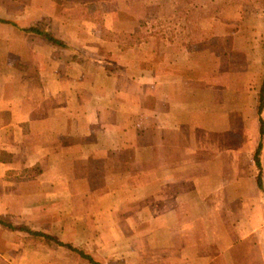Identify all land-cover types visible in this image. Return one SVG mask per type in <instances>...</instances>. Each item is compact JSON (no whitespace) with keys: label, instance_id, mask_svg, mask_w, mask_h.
Masks as SVG:
<instances>
[{"label":"crops","instance_id":"obj_1","mask_svg":"<svg viewBox=\"0 0 264 264\" xmlns=\"http://www.w3.org/2000/svg\"><path fill=\"white\" fill-rule=\"evenodd\" d=\"M147 16L144 0H0V264H87L27 230L100 264H264L256 107L229 113L237 78L210 85L176 34L119 47L96 22L129 34Z\"/></svg>","mask_w":264,"mask_h":264},{"label":"rangeland","instance_id":"obj_2","mask_svg":"<svg viewBox=\"0 0 264 264\" xmlns=\"http://www.w3.org/2000/svg\"><path fill=\"white\" fill-rule=\"evenodd\" d=\"M144 2L148 14L145 19V31L160 32L166 37H174L176 34L175 43L183 42L182 44H186L189 48L201 50V54L194 53L196 55L192 63L199 67L203 64L205 70L197 73L208 76L210 85L224 83L228 73H233V80L237 78L238 86L230 88V92L225 93L224 104L226 108L228 107L229 113L234 110L233 107L236 104L240 105V114L252 106H255L257 110V96L260 90L257 82L261 83L264 78V55L262 53L264 0H144ZM213 19L236 21L231 25L235 26L234 30L238 33L229 38L217 37L220 35L215 34L222 30L220 24L222 22L212 24ZM203 22L206 27L201 24ZM128 29L132 27L128 26ZM205 32L208 35L207 40L204 39L205 34L201 35ZM190 33H194L191 39L193 44L189 43V39L186 38V35ZM204 49L208 51V56L204 55ZM237 100H239L238 103ZM226 115L224 125L229 126V123L234 126L239 125V121L236 118L233 119V115H229V118L227 113ZM262 116L264 122V109ZM239 126L249 127V124L241 119ZM69 253L77 256L70 251Z\"/></svg>","mask_w":264,"mask_h":264},{"label":"trees","instance_id":"obj_3","mask_svg":"<svg viewBox=\"0 0 264 264\" xmlns=\"http://www.w3.org/2000/svg\"><path fill=\"white\" fill-rule=\"evenodd\" d=\"M83 9L88 10V12L86 14H84L85 18H89V17L92 18L93 13H95L97 16L100 15L98 8H95V6H93V5L86 6V7L82 8V11H83ZM96 22H97V24L101 25L102 37L104 39L109 40V41H115L116 43H118L119 47H126V48L132 47V46L140 43L141 41L146 40L150 36L158 37V35H159L158 32H152V31L147 32V31H145V27H144L145 22H140L139 25L137 27H134L133 30L129 34L124 33V32L116 33V32H113V31L106 29L103 26V23L99 18L96 19ZM43 35L49 41L54 42V40L48 34H43ZM257 103H258L257 116H258V124H259V133H260V136H262L263 135L264 122H263V118L261 116V113H262L263 108H264V78H263L262 86H261L259 93H258V96H257ZM261 147H262V142L260 140L258 143L256 152L254 153V156H253L254 162H255L256 166L258 167V169L260 167L259 166V156H260ZM257 184H258V187L261 189V182H260L259 177H258V183ZM22 231H24V230H22ZM26 233L34 241L43 242V243H54L60 247H65L70 252L76 254L82 260L86 261L88 264H99L89 254L84 252V250L75 248L71 245L62 244L52 235L45 234L41 231H30V230H27Z\"/></svg>","mask_w":264,"mask_h":264}]
</instances>
